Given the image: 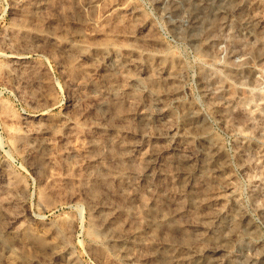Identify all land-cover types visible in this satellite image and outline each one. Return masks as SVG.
<instances>
[{
	"label": "rangeland",
	"instance_id": "rangeland-1",
	"mask_svg": "<svg viewBox=\"0 0 264 264\" xmlns=\"http://www.w3.org/2000/svg\"><path fill=\"white\" fill-rule=\"evenodd\" d=\"M137 226L151 244L114 250ZM168 243L264 264V0H0V264H165Z\"/></svg>",
	"mask_w": 264,
	"mask_h": 264
},
{
	"label": "bare ground",
	"instance_id": "bare-ground-1",
	"mask_svg": "<svg viewBox=\"0 0 264 264\" xmlns=\"http://www.w3.org/2000/svg\"><path fill=\"white\" fill-rule=\"evenodd\" d=\"M63 44H64L65 48L78 50L82 54H84L83 52L86 49V48H83V46L80 44H73L70 42H65V43L63 42ZM125 80L129 81V80H133V78L129 76V77L125 78ZM113 89L114 88L112 87L109 90H111V92H113ZM106 104H107L106 101H100L99 102L100 107H104ZM111 150L113 151L111 153V156L116 159V163L118 165L117 170H115V171H117V174H122L124 171L125 151L119 150V149H113V148H111ZM102 157L103 156L100 153L96 155L97 159H102ZM91 174L93 175L94 181H104L105 184L108 182L107 173H106V170L104 169V167L94 169L91 172ZM95 187H93V188L95 189ZM119 209L121 210V212L123 211L124 214L127 213V208L125 207V204L119 205ZM110 218L111 217L109 216V214H106L101 218V225H103L104 228L106 226L110 227V225H109L111 223ZM169 220H170L169 214H167L163 209H160L159 215L152 220L150 226L154 227L158 224H167L168 223L170 229L176 228V229H180V230L182 229L183 230L182 224L177 223V222H169ZM93 223L95 224V226H97L96 222H93ZM235 224L237 225L238 222H235ZM152 227H149V228H152ZM144 230L145 229L142 228L141 226L135 227V229L131 233V238L127 237V238L122 239L119 236L109 235V237H112V241L114 242L113 243L114 244V250H116L120 254L128 255V254H134L137 251V249H141V248L148 246L149 244H151L152 241L147 239V238H144L142 236V233ZM166 233L168 234L169 238L172 237V235L170 234V231H167ZM106 235H107V233H106ZM201 237L204 238V234H201ZM168 247H170L172 249V251H171V253L167 254L168 257H167V260L165 261V264H206L207 263V262H205L204 257L200 251L194 250L191 253L188 252V253L182 255L179 253H175V248L172 247V245L170 243H168ZM147 256L152 258L154 256V252L151 251ZM8 258H10V254L8 255ZM211 263L212 264L215 263L214 259H211ZM227 264H232V263H227ZM244 264H250V263H249V261H247Z\"/></svg>",
	"mask_w": 264,
	"mask_h": 264
}]
</instances>
